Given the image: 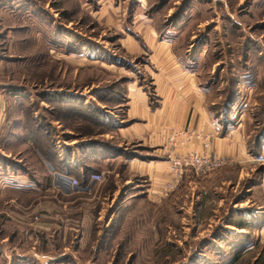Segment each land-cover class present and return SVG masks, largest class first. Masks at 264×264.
<instances>
[{"label": "rangeland", "instance_id": "374dc122", "mask_svg": "<svg viewBox=\"0 0 264 264\" xmlns=\"http://www.w3.org/2000/svg\"><path fill=\"white\" fill-rule=\"evenodd\" d=\"M138 13L170 32L222 128L264 145V0H0V91L20 97L0 130V264H264L261 154L188 171L162 199L120 154L138 150L117 132L145 61L121 41Z\"/></svg>", "mask_w": 264, "mask_h": 264}, {"label": "crops", "instance_id": "0c3cea01", "mask_svg": "<svg viewBox=\"0 0 264 264\" xmlns=\"http://www.w3.org/2000/svg\"><path fill=\"white\" fill-rule=\"evenodd\" d=\"M140 15H135L132 21L133 33L121 39L127 56L145 61L141 70H135V75L122 86L125 111L117 119V132L126 145H138V150L132 152L135 155L125 159L130 171L148 181L150 197L162 199L166 197L163 193L170 179L171 154L217 153L231 159L230 165L242 167L251 162L254 154L249 150L242 125L236 123L223 129L216 120L206 88L191 65L183 60L170 32L161 29L150 17L139 20ZM17 97L20 98L18 94L13 96L12 91L8 94L0 91V130L7 120L9 99ZM171 136L174 144L170 142ZM117 148L122 149L119 145ZM123 152L130 149L124 147ZM259 154L264 158V146ZM6 166L1 164L4 172L10 170Z\"/></svg>", "mask_w": 264, "mask_h": 264}, {"label": "built area", "instance_id": "2783aa9c", "mask_svg": "<svg viewBox=\"0 0 264 264\" xmlns=\"http://www.w3.org/2000/svg\"><path fill=\"white\" fill-rule=\"evenodd\" d=\"M171 144H174L175 139L170 137ZM169 172L170 179L164 189V196L172 192L180 186L184 180V175L188 171H192L197 176H208L216 169L230 165L232 160L220 154H209L207 152H184L183 154H171L169 156ZM102 174L94 173L92 181H101ZM65 187L77 188L79 182L76 178L62 179Z\"/></svg>", "mask_w": 264, "mask_h": 264}, {"label": "trees", "instance_id": "16d2710c", "mask_svg": "<svg viewBox=\"0 0 264 264\" xmlns=\"http://www.w3.org/2000/svg\"><path fill=\"white\" fill-rule=\"evenodd\" d=\"M8 87L10 88V89H17L16 87H14V86H10V85H8ZM263 133H264V131H263ZM260 138V139H259ZM261 141V142H260ZM257 144H259L258 145V147L256 146V149H252V148H249V150H250V152H252V154H254V155H258L259 154V152L261 151V149H262V147L264 146H262V137H261V135H260V137H257ZM84 143H86V142H84ZM92 144H94V143H90V145H92ZM110 147L111 148H113V146H111L110 145ZM115 149V152L116 151H119L120 152V150H122V149H120V148H114ZM112 154H115L114 153V150H113V152H112ZM121 155H125V157L126 156H134L135 154L134 153H132V154H127V153H120ZM85 170L83 171V173H84V177H83V179H86V180H88V181H92V175L94 174V172L92 173V171L94 170L93 169V167L91 166V165H89V163H86L85 164V168H84ZM85 182V181H84ZM236 223V225H237V227H240V228H247L246 227V224L245 223H243V222H235Z\"/></svg>", "mask_w": 264, "mask_h": 264}]
</instances>
